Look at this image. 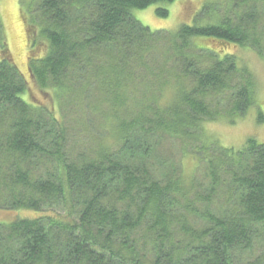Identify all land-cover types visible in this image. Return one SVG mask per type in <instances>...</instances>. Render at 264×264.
Returning <instances> with one entry per match:
<instances>
[{
	"label": "trees",
	"instance_id": "obj_1",
	"mask_svg": "<svg viewBox=\"0 0 264 264\" xmlns=\"http://www.w3.org/2000/svg\"><path fill=\"white\" fill-rule=\"evenodd\" d=\"M174 1L37 0L27 62L48 106L23 96L1 12L0 210L30 212L0 223V264H264V142L203 143L206 181L156 154L165 135L203 141L205 122L235 124L255 105L257 78L225 45L264 60V0L223 15L206 4L176 31L133 15ZM73 114L104 127L77 156Z\"/></svg>",
	"mask_w": 264,
	"mask_h": 264
},
{
	"label": "rangeland",
	"instance_id": "obj_2",
	"mask_svg": "<svg viewBox=\"0 0 264 264\" xmlns=\"http://www.w3.org/2000/svg\"><path fill=\"white\" fill-rule=\"evenodd\" d=\"M37 0H0V14L4 19L8 44L19 69L25 74L28 81L30 96L25 93L23 96L31 101H39L44 105H49L48 96L43 94L36 83L31 78L28 71V42L25 21L30 20L35 9ZM231 0H175L174 2H158L145 9H133V15L151 30L176 31L183 24H195L202 19L199 14L206 4L217 3V14L223 15L226 6ZM167 9L168 15L162 17L157 10ZM216 11L214 10V14ZM203 12L201 13V15ZM211 22V21H209ZM201 23V22H200ZM208 23L207 21L202 24ZM37 30L39 26L35 25ZM208 38L197 37L194 43L197 47H209L201 42ZM221 45H213L220 48ZM227 49L238 57L241 65H247L255 74L258 82L256 103L252 106L244 117H241L235 124L226 121L205 122L203 124V141H195L193 138L186 141L174 139L165 135L159 140L156 154L161 156L162 161L175 163L188 176L195 175L199 179L206 181L205 163L206 154L203 153L204 145L216 147L241 149L249 138H255L259 142H264V60L260 58L251 47L234 44H226ZM211 48V47H210ZM27 95V96H26ZM26 98V99H27ZM94 99L91 105H94ZM89 107V106H88ZM263 114V120L259 116ZM68 126V151L77 156L80 153L88 152L96 148L104 138V127H102V117L89 114L83 118L70 115L67 118ZM200 134V131L198 132ZM155 167H160L155 164ZM28 210L5 211L0 210V223H10L16 217H22V213ZM30 212V211H28ZM264 245V243L262 244Z\"/></svg>",
	"mask_w": 264,
	"mask_h": 264
}]
</instances>
